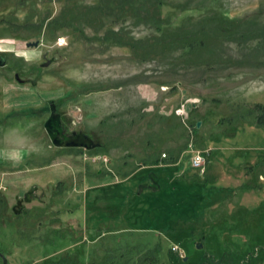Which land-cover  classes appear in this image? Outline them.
Returning a JSON list of instances; mask_svg holds the SVG:
<instances>
[{"label":"rangeland","instance_id":"rangeland-1","mask_svg":"<svg viewBox=\"0 0 264 264\" xmlns=\"http://www.w3.org/2000/svg\"><path fill=\"white\" fill-rule=\"evenodd\" d=\"M160 1L0 0V252L8 264L138 256L140 264H201L257 248L250 264H264V128L253 113L264 104V0H163L171 31L206 27L211 36L190 56L139 43L158 34L132 9L154 15ZM229 24L243 38L223 29ZM51 103L69 134L84 132L100 147H55L44 127ZM204 149L201 176L190 151ZM155 159L169 175L158 192L140 189ZM33 188L43 203L16 214V198Z\"/></svg>","mask_w":264,"mask_h":264},{"label":"trees","instance_id":"trees-1","mask_svg":"<svg viewBox=\"0 0 264 264\" xmlns=\"http://www.w3.org/2000/svg\"><path fill=\"white\" fill-rule=\"evenodd\" d=\"M134 3H132L133 5ZM164 4L163 0L159 2V4L157 5L156 9H154V15H150V16H146V15H139L138 12L136 11V8H133L132 13L135 14V19H138L140 21L143 22H139L143 25H147L150 28L154 29V31L158 34L157 37H153L154 39L151 40L150 38H146L142 41H140L139 43H144V41L150 43V48H153L154 45H161L164 48V52L166 53H170V52H178L180 53V55L183 56H190L193 53H195L204 43H205V38H210V34L205 30L206 27H204V29L201 30H190V29H176V30H172L169 29V26L166 25L164 23L163 18L161 17V8L163 7ZM169 5V4H167ZM172 6V5H169ZM188 8H184V10H186ZM143 16V17H142ZM207 23V22H206ZM211 23V22H209ZM207 23V24H209ZM223 23V22H222ZM232 23V22H230ZM207 27H209V25H207ZM234 24H229V25H224L225 28H223V26L221 28L223 29H229V30H233L235 29L236 33H232L231 36L233 35V37L235 39L237 38H243L240 37L241 35L238 34V31L236 30V28L233 26ZM239 27L241 26V24H237ZM210 28V27H209ZM115 30V29H114ZM111 30V31H114ZM260 35H263L264 33V23L262 25V27L259 30ZM113 33V32H111ZM225 33V30H221L218 33V37L220 38L223 34ZM258 33V32H257ZM114 34V33H113ZM116 35V32H115ZM119 41V40H118ZM119 43V42H118ZM146 43V44H148ZM149 45V44H148ZM146 57L152 55L151 51H148L147 53H145ZM253 113H255V121L254 124L256 127L258 128H264V104L263 103H257L253 106ZM27 112H23L21 115L26 114ZM29 113V112H28ZM35 111L34 110H30V114L31 116L34 115ZM186 151L185 148L181 149L180 153L176 156L171 158L168 163H165L166 166L170 167L172 165H176L179 163L182 154ZM166 155V154H165ZM167 157V156H165ZM162 161V160H161ZM160 160L155 159L154 161L151 162V164H146L147 166H153V169H147L144 172H141L139 175L144 176V181H142L139 186L140 189H149L152 190L153 192H158L160 190V180L161 179H165L168 175L169 172L167 171V169H161L159 167ZM139 171H135L133 172L130 176L126 177V179L131 180L134 178H137ZM146 173V174H143ZM143 174V175H142ZM199 219H202L199 218ZM262 251V250H261ZM259 250L257 248V250L255 249L254 253L251 254V256L242 258L238 253H223L220 258H217L215 256L212 255H207L205 257V261H203L201 264H250L252 262H254V258H256V256H258ZM173 250H171L170 252V259H173V257L175 256V254L173 255ZM264 254V252H263ZM227 255V256H226ZM264 258V256H262ZM262 258V259H263ZM108 259V258H107ZM141 256H138L137 259L132 258V257H127V258H123L122 262H119V264H140L141 261ZM143 260V259H142ZM105 263L107 264V262L105 261ZM115 262L111 259V264H114ZM94 264H96L94 262Z\"/></svg>","mask_w":264,"mask_h":264},{"label":"water","instance_id":"water-1","mask_svg":"<svg viewBox=\"0 0 264 264\" xmlns=\"http://www.w3.org/2000/svg\"><path fill=\"white\" fill-rule=\"evenodd\" d=\"M40 42L28 43V48L38 47ZM49 64H44L47 67ZM16 79L20 82L19 76L16 75ZM50 117L44 124L45 130L52 142L57 148H76L85 149L86 151H92L100 147L99 143L84 132H73L70 135H66L62 126L61 114L57 112V106L55 103L50 104ZM201 127V122L197 123V128ZM35 190V189H34ZM25 202H30L27 197L24 199ZM23 201H19L16 208H21ZM18 213V212H16ZM201 247V246H199ZM0 257L3 260V264H8L7 258L0 252Z\"/></svg>","mask_w":264,"mask_h":264},{"label":"built area","instance_id":"built-area-1","mask_svg":"<svg viewBox=\"0 0 264 264\" xmlns=\"http://www.w3.org/2000/svg\"><path fill=\"white\" fill-rule=\"evenodd\" d=\"M192 158H191V166L192 169L195 170L199 175L204 176L207 172V165H208V159L210 155V150L204 149V150H191ZM104 159L102 157H95L93 160H101ZM107 162V159L105 160ZM175 252H178L179 249L176 247L174 248Z\"/></svg>","mask_w":264,"mask_h":264},{"label":"flooded vegetation","instance_id":"flooded-vegetation-1","mask_svg":"<svg viewBox=\"0 0 264 264\" xmlns=\"http://www.w3.org/2000/svg\"><path fill=\"white\" fill-rule=\"evenodd\" d=\"M7 65V62H6V59H5V57L0 53V67H5ZM57 112H58V108H57ZM59 113V112H58ZM61 117H62V115H61ZM62 126H63V129H64V132H65V134L66 135H70L67 131H66V129H65V126H64V122H63V118H62ZM72 134V133H71ZM35 189V190H34ZM36 190H37V188H33L30 192H27L25 195H24V198L23 199H19L18 197L16 198V204L19 202V201H23V203H22V205H21V208H14L13 209V211L14 212H18V213H16V214H18V215H21L22 214V212H23V206H24V203H30V202H32L34 199L36 200V201H39L40 203H43V199H40L41 197H39V196H37L36 195ZM28 198V199H30V202H25L24 201V199L25 198Z\"/></svg>","mask_w":264,"mask_h":264},{"label":"crops","instance_id":"crops-1","mask_svg":"<svg viewBox=\"0 0 264 264\" xmlns=\"http://www.w3.org/2000/svg\"><path fill=\"white\" fill-rule=\"evenodd\" d=\"M209 162V161H208Z\"/></svg>","mask_w":264,"mask_h":264}]
</instances>
